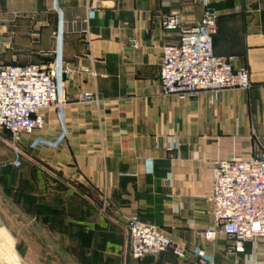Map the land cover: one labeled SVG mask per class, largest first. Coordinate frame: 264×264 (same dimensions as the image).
<instances>
[{
	"label": "crops",
	"instance_id": "0c3cea01",
	"mask_svg": "<svg viewBox=\"0 0 264 264\" xmlns=\"http://www.w3.org/2000/svg\"><path fill=\"white\" fill-rule=\"evenodd\" d=\"M90 1L0 0L7 64L47 65L61 54L72 70L62 116L47 109L44 129L23 137L11 191L0 178V261L9 247L18 259L39 257L46 237L75 264H198L196 245L206 248L209 264H246L252 243L246 254L226 256L222 237L204 243L195 231L213 225L216 162L250 159L256 136L264 143V0H117L89 11ZM171 13L189 27L215 14L214 52L247 69L251 88L164 95L162 47L180 39L179 30L162 26ZM85 93L99 105L83 101ZM132 215L187 247L186 257L168 251L133 259L124 228ZM43 223L54 227L41 234Z\"/></svg>",
	"mask_w": 264,
	"mask_h": 264
},
{
	"label": "built area",
	"instance_id": "2783aa9c",
	"mask_svg": "<svg viewBox=\"0 0 264 264\" xmlns=\"http://www.w3.org/2000/svg\"><path fill=\"white\" fill-rule=\"evenodd\" d=\"M107 1L117 0H91L88 10L96 11ZM162 26L180 31L178 43L162 47L160 85L164 95L183 98L201 91L251 88L247 69H234L231 59L214 52L215 14L207 13L196 25L189 27L179 13H171L163 17ZM130 43L132 48L139 49L136 40ZM71 71L61 54L47 65L0 64V131L10 132L17 149H21L23 137L35 136L44 129L47 109L54 108L62 116L68 101L65 75ZM82 100L100 103L91 93H85ZM62 139L63 136L59 140ZM256 141L254 157L246 160L232 157L216 162L210 199L213 225L195 231L196 237L204 243H214L222 237L227 244L226 256L246 254L247 244L252 243L253 253L245 255L246 264H262L257 258L264 256V143L257 136ZM38 144L34 140L29 146L35 148ZM57 144L58 141L49 145L56 147ZM106 208L104 198L103 211ZM125 229L128 253L137 261L168 251L179 258L187 255V247L175 244L159 227L144 223L137 215L127 219ZM191 253L198 264H209L204 246L196 245Z\"/></svg>",
	"mask_w": 264,
	"mask_h": 264
},
{
	"label": "rangeland",
	"instance_id": "374dc122",
	"mask_svg": "<svg viewBox=\"0 0 264 264\" xmlns=\"http://www.w3.org/2000/svg\"><path fill=\"white\" fill-rule=\"evenodd\" d=\"M8 62L0 56V64H7ZM18 147V146H17ZM21 149H17L16 146L13 145L12 136L5 130L0 131V178L3 182L2 187L7 188L9 191L12 190L15 174L17 169L21 163ZM46 173V172H45ZM17 199H21L20 196H17ZM101 204L103 205L102 196L99 197ZM46 211V210H45ZM42 212V210H41ZM101 214L108 215L107 208L106 211H103L101 208ZM126 224V223H125ZM124 224V228H125ZM53 225L50 226L47 223H43L41 226V234H47L48 230L51 231ZM45 229V232L42 229ZM42 240V239H41ZM67 244V243H65ZM12 247L7 249L9 254L7 256L5 254L1 257V264H32L31 262H36L37 264H75V260L72 257L66 256L61 252V250H66L63 246L57 247L52 241H49L48 238H43L39 243V257L34 259H18L16 258L12 252ZM95 260V258H88V261L91 262ZM88 262V263H89ZM90 264V263H89Z\"/></svg>",
	"mask_w": 264,
	"mask_h": 264
},
{
	"label": "trees",
	"instance_id": "16d2710c",
	"mask_svg": "<svg viewBox=\"0 0 264 264\" xmlns=\"http://www.w3.org/2000/svg\"><path fill=\"white\" fill-rule=\"evenodd\" d=\"M9 65H11V64H9ZM20 166H21V163H20Z\"/></svg>",
	"mask_w": 264,
	"mask_h": 264
}]
</instances>
